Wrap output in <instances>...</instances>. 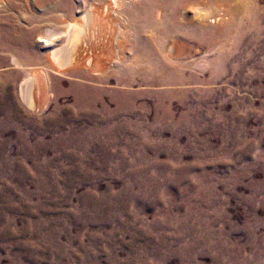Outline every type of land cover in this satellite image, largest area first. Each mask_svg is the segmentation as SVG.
Masks as SVG:
<instances>
[{"label": "rangeland", "instance_id": "374dc122", "mask_svg": "<svg viewBox=\"0 0 264 264\" xmlns=\"http://www.w3.org/2000/svg\"><path fill=\"white\" fill-rule=\"evenodd\" d=\"M181 1L104 15L97 64L63 75L39 41L61 0H0L21 41L0 48V264H264V0ZM25 69L49 75L35 112Z\"/></svg>", "mask_w": 264, "mask_h": 264}, {"label": "bare ground", "instance_id": "6f19581e", "mask_svg": "<svg viewBox=\"0 0 264 264\" xmlns=\"http://www.w3.org/2000/svg\"><path fill=\"white\" fill-rule=\"evenodd\" d=\"M157 1L162 2L164 0H157ZM192 1L193 0H182L181 2L182 3L183 2L189 3ZM61 2L63 3V5H62L61 10H59L60 11L59 16L56 15L54 18H52V21L55 22V20H56L55 24L48 26V28H46L45 32L42 35H40V38H39L41 45L50 48L48 59H50L52 68L55 69V72H58L59 74H63V75L68 74L70 71H72L74 69V67H75V69H76V67L79 68V64H82V61L84 63L83 67L90 66V67L94 68V66L97 64L98 61L96 62L95 57L91 56V55L84 57V56H86V52H88V51L93 52L94 49L96 50V48H98L99 44L101 43V41H102V36H101V32H102L101 30L102 29L101 28L102 27L104 28V26L102 25V22L103 21L105 22L104 18L107 16L106 14L109 15L110 13H113V14L117 13L118 8L119 9L122 8L125 4H127L129 2V0H108V1L107 0H96L95 2H92L90 4V6H88V8L86 7L87 9H85L77 17H75V16L69 17L68 16V14H69V9H68L69 8L68 7L69 0H61ZM157 10H158V8H157ZM200 10H203V9H200ZM209 11L210 10H208L206 12L201 11V13L198 15L205 18L209 13H211ZM158 14H159V12H158ZM212 14H213V12H212ZM104 15H106V16H104ZM161 16H162V12H161ZM212 16H214V15H212ZM117 18H119V17H117ZM123 18H122V20H124ZM199 18L201 19V17H199ZM210 18H212V17H210ZM204 20H207V19H204ZM212 21H216V19L215 20L212 19ZM208 22H209V20H208ZM109 24H110V22H109ZM199 24L200 25H198V23H197V25L194 24L193 28L191 29V34H192L191 39L196 40V41L208 38V36L212 35L211 33L213 32L212 31L213 27L210 26V24H208V25H203L201 23H199ZM115 31H116V29H115ZM102 34H103V32H102ZM126 36H127V34H126ZM189 36H190V33H189ZM189 36H188V38H189ZM116 37H119V36H115V38ZM122 40L123 39L121 37V42H122ZM130 41H132V40H130ZM20 42L21 41H20L19 37L17 38V37L9 36L8 34H6V31H5V33L3 34V36H1V39H0V48L1 49L7 48V47L9 48V46L15 47L18 44H20ZM96 44L98 45L97 47H96ZM176 44H177V41L175 40L174 45L170 44L169 50H167L173 54V58L174 57L177 58L179 56V55H176ZM129 49H132V48H129ZM167 49H168V47H167ZM112 50L114 51V49H112ZM178 54H179V52H178ZM94 55L96 56L97 54H94ZM11 59H12V62L16 66L24 67V65H22V63L18 60L17 57H15L14 54H11ZM25 70H26L25 77L22 79V81L20 83V96H21L22 102L25 104L26 108H29L30 110H34V112H35V110H38V108H40V107L42 108V106L44 105L43 101L40 99L41 96L37 95L38 90L40 89V87H39V89L37 88V85H39L40 82L48 83L49 75L47 72H44V71H43V73H40V71L37 72L34 69H32V70L25 69ZM36 88L38 90H36ZM48 94H50V93H48ZM47 104L48 103H46V106H47Z\"/></svg>", "mask_w": 264, "mask_h": 264}]
</instances>
